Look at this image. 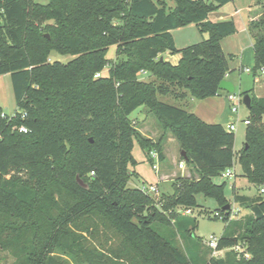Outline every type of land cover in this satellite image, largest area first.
I'll list each match as a JSON object with an SVG mask.
<instances>
[{
	"label": "trees",
	"instance_id": "obj_1",
	"mask_svg": "<svg viewBox=\"0 0 264 264\" xmlns=\"http://www.w3.org/2000/svg\"><path fill=\"white\" fill-rule=\"evenodd\" d=\"M231 1L0 0V75L11 74L18 106L12 116L0 106V252L14 258L11 264H264V196L235 193L263 217L251 211L232 220V210L223 209L231 204L226 182L214 181L238 156L249 181L264 184V96L245 92L252 104L239 152L233 131L184 103L221 93L230 71L222 40L237 26L210 14ZM190 23L208 37L179 48L172 31ZM249 32L257 75L264 71V4ZM53 52L74 58L51 61ZM166 52L180 54L178 62ZM141 106L164 133L156 140L131 118ZM166 132L198 177L180 176L172 194L156 198L130 186L139 174L133 149L137 141L152 164L151 150L163 160ZM200 195L230 221L217 250L240 245L249 258L231 249L224 258L194 261L195 246L183 250L154 228L174 226L195 238L196 218L178 210L199 207Z\"/></svg>",
	"mask_w": 264,
	"mask_h": 264
},
{
	"label": "rangeland",
	"instance_id": "obj_2",
	"mask_svg": "<svg viewBox=\"0 0 264 264\" xmlns=\"http://www.w3.org/2000/svg\"><path fill=\"white\" fill-rule=\"evenodd\" d=\"M42 2H47V0H40ZM264 4V0H232L231 2L223 5L221 8L214 12H226L234 13L235 9L239 6L247 5L250 8L256 9L257 11L262 9V5ZM256 11V12H257ZM235 21L239 25L237 31L231 35L226 36L227 43L225 44L224 52L229 59L230 65L229 74L231 75L232 80L235 84V93L240 96H244L246 91L253 92L252 94H256L257 96H264V71L259 70L257 75H254L253 71H247L246 67H249L251 70L254 67L255 59L253 60V47L250 44V36L248 32L241 31L246 24L248 25V21L241 22L239 15L235 16ZM237 26V25H236ZM238 34V35H236ZM174 37L176 40V45L179 48L188 46L190 44L199 42L204 38L208 37V34L202 32L195 23H190L186 26L179 27V29L174 31ZM244 40V43L242 42ZM240 45H239V43ZM242 45H249V49L245 51L243 64L244 67H241L240 57L241 50L239 48ZM241 49V48H240ZM117 47L116 45H112L108 51V58L112 62L117 58L116 53ZM74 58L72 54H60L57 52H53L51 55V61H60L63 63H68ZM239 58V60H238ZM239 63L241 64L239 66ZM107 70V69H106ZM142 79H149L148 75H142ZM251 95V94H250ZM159 98L162 101L167 103H171L174 105H180V102L175 100L170 96L159 95ZM198 100V99H196ZM0 106L3 108V111L12 115L18 108L15 93L13 89L12 79L10 73H4L0 75ZM227 110L230 111V102L227 100ZM232 120H237L240 118V121L237 124V128L233 131L236 134L235 140V151L239 152L245 144V134L247 125L242 121L244 118H247L249 115V109L243 103L240 105L239 115L234 114ZM149 116V119L156 124L157 127L160 128V125L154 114L147 112L146 107L141 106L137 110H135L131 114V118L136 121L138 119H144L146 116ZM229 119V118H228ZM138 127H141L138 122H136ZM140 130V129H139ZM143 135L145 132L150 134L149 131L144 130V133L140 131ZM164 135L161 130L160 136ZM164 142L166 143V150L164 146V155L165 158L163 160L155 161L154 164L146 157V153L141 148L139 143L135 141V146L133 149V155L138 161L135 166V170L139 173L138 177H134L130 182V186H143L149 184H159V189L161 193L172 194L173 186L172 180H178L180 176L183 177H198V175L190 170V167L185 163V167L180 169L178 164L182 161L181 159V149L180 144L176 137L172 135L170 132H166V136L164 138ZM161 168V169H160ZM169 172V178L165 179L159 178V175L162 171ZM234 175L233 176H217L214 178L216 183L226 182L225 194L231 203L232 210V220L239 219L245 214L251 212V208L247 207L245 204H242L239 201L235 200V193L246 195L250 198L264 196V193H261L260 187L252 182L243 174V170L241 165L238 162V156L235 158V165L233 167ZM168 174V173H167ZM200 206L193 209L192 217L196 218L197 226L196 229L193 230L195 238L187 237L183 231L178 230L174 226L168 225H160L154 224V228L162 233L164 236L171 238L173 241L177 243L179 248L185 250L189 246H195L194 261H201L204 258L210 259L211 257L215 258H224L231 249H222L215 253V250L208 245V241L211 236H215L218 239L223 235L225 227L230 223L225 221L226 213L223 211L222 207L212 198H206L203 195L198 197ZM184 208L178 210L181 213ZM216 211L221 212L222 216L215 217L214 214ZM235 250V249H234ZM237 251V250H236ZM249 258V257H248ZM0 260H2L3 264H11L14 261V258L9 255L7 252H0ZM199 264H202L199 262Z\"/></svg>",
	"mask_w": 264,
	"mask_h": 264
},
{
	"label": "crops",
	"instance_id": "obj_3",
	"mask_svg": "<svg viewBox=\"0 0 264 264\" xmlns=\"http://www.w3.org/2000/svg\"><path fill=\"white\" fill-rule=\"evenodd\" d=\"M256 9L258 10V8H256ZM256 9L250 8L247 5L239 6L235 9L234 13L227 14L226 12H212L210 14V19L213 21H223V20L233 19L235 21V16L239 15L241 22L244 23L247 20L248 25L246 24L243 28H241V31L243 30V31L248 32V35L250 36V40H251L250 44L253 47L254 38L252 37V35L249 32V24L252 20H256L260 16V12L262 11V9L259 11H257ZM236 22L237 21H235V23ZM236 25H237V29H238L239 25L237 23H236ZM177 29H179V28H177ZM177 29H174L172 31L173 35H174V31ZM237 32H239V31H237ZM236 35H238V34H236ZM242 42L244 43V40ZM226 43H227V38L225 37L222 40L223 50L225 48ZM239 45H240V43H239ZM248 47H249V45H242L240 47L241 49L239 48V50H241V57H240V60H239V58H238V60L242 64L241 65L239 63V66L241 65L240 69L245 66L242 61L244 59L245 51L247 49H249ZM164 55H165L166 59L172 61L173 63H177L179 58H180V54L173 55L170 52H166ZM252 57L254 60V48H253V56ZM232 63L233 62L230 63L231 66H232ZM247 68L251 71V69L249 67L245 66V69H247ZM225 78H227L228 80H231L234 83L229 72L227 73ZM227 93L228 92L221 90V93H219L218 95L211 96V97L204 98V99H198V100L189 97L187 99V101H185L184 103L186 104V106L188 107V109L190 111L195 112L204 121H206L208 123H220V124H223L226 126L229 122L234 121L231 118L233 116L230 113L231 109H230V111L227 110V100H228ZM147 112H148V110H147ZM247 118H248V116H247ZM136 122H138L141 126V127H139L140 131H142L143 133H144V130H147L150 132V134H148L146 132L144 133L148 137H150L154 140H156L160 137L161 128L157 127L156 124L149 119L148 115L142 120L136 118ZM165 145H166V143L164 142V146ZM165 150H166V146H165ZM169 172H172V170ZM169 172L165 173L164 171H162L159 175V178L160 179H162V178L168 179L169 178L168 176L170 174ZM171 180L173 181V179H171Z\"/></svg>",
	"mask_w": 264,
	"mask_h": 264
},
{
	"label": "built area",
	"instance_id": "obj_4",
	"mask_svg": "<svg viewBox=\"0 0 264 264\" xmlns=\"http://www.w3.org/2000/svg\"><path fill=\"white\" fill-rule=\"evenodd\" d=\"M246 70L250 71L248 68ZM142 72H144V71H142ZM99 75H100V73L96 74V76H99ZM227 98H228V100L230 102V109H231L232 113L239 115L240 105L244 103L243 102V96L237 95L235 92H228L227 93ZM12 115H14V114H12ZM2 116H6V114L3 113ZM23 116H24V114H23ZM239 121H240V118L238 117L237 120L229 122L226 125V128L228 130L234 131L237 128V124H238ZM242 121L245 124H248L250 122L248 118H245ZM18 129L20 131H22V132H27L28 131V129H27V127L25 125L19 126ZM150 155L155 161H159L160 160V155H159V152L157 150H151ZM178 167L180 169H183L185 167V161L182 160L178 164ZM233 175H234L233 168H229L225 172H223V176H226V177L233 176ZM140 189L142 191L148 193V194H151V195L155 196L156 198H159L161 196V192H160L158 183L149 184V185H143V186H140ZM260 191H261V193H264V184L260 187ZM181 211H182L181 213L184 214V215H191L193 213V210L190 209V208L183 209ZM214 215L215 216H222L219 211H216ZM218 243H219V239L217 237H215V236H211L210 240L208 241V245L215 250V253L217 251H220V250H217ZM225 249H235V250H237L239 252H243L246 258L250 257V254L245 252L244 248L242 246H240V245H238V246H236L234 248H225Z\"/></svg>",
	"mask_w": 264,
	"mask_h": 264
},
{
	"label": "water",
	"instance_id": "obj_5",
	"mask_svg": "<svg viewBox=\"0 0 264 264\" xmlns=\"http://www.w3.org/2000/svg\"><path fill=\"white\" fill-rule=\"evenodd\" d=\"M219 89L226 91V92H234L235 91V84L231 81L228 80L227 78H224L221 83L219 84ZM243 102L246 105V107L248 109L251 108V104H252V97L250 95V93H246L243 96ZM181 154H185V151H182ZM80 183L83 184V181H81L79 179ZM232 208L231 204H227L223 207L224 210L227 211V214H230V209ZM251 211L254 213L255 217L257 219H260L261 217H263V212L260 209V207L258 205H255L251 208Z\"/></svg>",
	"mask_w": 264,
	"mask_h": 264
}]
</instances>
